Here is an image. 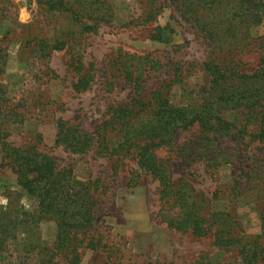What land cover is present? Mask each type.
Returning a JSON list of instances; mask_svg holds the SVG:
<instances>
[{
  "label": "rangeland",
  "instance_id": "rangeland-1",
  "mask_svg": "<svg viewBox=\"0 0 264 264\" xmlns=\"http://www.w3.org/2000/svg\"><path fill=\"white\" fill-rule=\"evenodd\" d=\"M38 1L0 0V65L4 63L0 71V125L10 116L4 141L15 147L35 145L53 158L59 169L70 167L74 184L97 181L96 225L88 234L97 246L94 251L80 250L79 264H241L235 253H219L210 236L198 239L168 229L162 218L170 215L161 211L157 182L140 174L130 158H102L94 148L85 155H75L54 144L56 120L93 133L108 119L111 107L130 102L134 91L113 67L123 56H148L162 65L158 70L146 68L142 72L143 88L146 94L162 88L171 105H181L186 91L193 92L192 97L203 91L208 80L201 65L207 49L201 37L180 21L171 1L161 0L155 21L143 23L145 0H111L114 18L110 24L99 25L94 33L76 34L74 52L64 49L45 56L33 52L34 39L48 40L53 33L60 34L65 21L49 15ZM249 37L255 46L235 60L245 73L252 74L259 63L256 49L264 37V22L250 29ZM77 62L82 73L91 69L94 78L90 88L76 95L71 86ZM177 67L188 76L164 89ZM17 114L22 117L15 118ZM253 125L245 126L244 117V143L237 160L243 165H237L235 171L234 166L221 168L217 181L206 174L202 160L188 162L184 157L198 140L196 127L178 133L172 150L156 152L172 169L174 180L188 182L206 199L212 198L216 185L225 186L230 174L234 177L244 168V196L235 204L244 244L252 243L264 231V142L251 138L257 130ZM117 137L116 133L110 135L111 145ZM220 144L222 148L235 147L230 139ZM179 155H183V163ZM224 203L213 201L212 211H222ZM10 205L33 213L37 200L21 192L10 169L0 166V207ZM37 231L42 240L54 238L50 223L39 225ZM257 244L264 249L263 239ZM56 260L64 264L60 258ZM8 262L6 254L0 256V264Z\"/></svg>",
  "mask_w": 264,
  "mask_h": 264
},
{
  "label": "trees",
  "instance_id": "trees-1",
  "mask_svg": "<svg viewBox=\"0 0 264 264\" xmlns=\"http://www.w3.org/2000/svg\"><path fill=\"white\" fill-rule=\"evenodd\" d=\"M110 1L39 0L44 10L62 18L65 26L60 34L53 33L51 39H34L33 52L45 56L64 49L74 52L76 34L94 33L99 25L113 21ZM145 1L141 21L150 23L161 11V0ZM166 1L172 2L180 21L205 43L207 56L201 72L208 80L207 87L194 97L193 92L186 91L181 105H171L162 88L148 94L143 88L142 72L146 68L158 70L162 65L148 56H123L113 67L123 83L134 91L130 102L111 107L108 119L93 133L56 120L54 144L75 155H85L94 148L102 158H130L140 174L157 182L161 211L170 215L162 218L168 229L198 239L210 236L219 253H235L241 264L264 263V249L257 244L258 239L264 240V231L252 243L244 244L236 216L235 204L244 196V168L234 177L230 174L232 177L225 186L216 185L212 198L206 199L188 182L174 180L168 163L156 156L161 149H173L178 133L196 127L198 140L184 157L188 162L202 160L206 174L217 181L221 168L234 166L235 171L237 165H243L237 160L245 126L254 124L257 130L251 138L264 142V37L257 45L259 63L252 74L245 73L235 60L255 46L249 43L252 41L249 31L264 22V0ZM77 64L76 79L71 86L76 95L90 88L94 78L91 69L82 73L81 63ZM2 68L4 63L0 71ZM187 76V72L177 67L172 71V81L163 88L182 83ZM6 117V123L0 125V166L10 169L21 192L37 200V208L28 213L11 205L0 207V256L9 257L7 264H58L57 258L64 264H79V251H94L97 246V241L88 235L96 225L97 181L76 185L70 167L59 169L55 160L38 151L35 145L15 147L4 141L11 118ZM18 117L22 115H15ZM113 133L118 137L111 145ZM225 139L234 142L235 147L222 148L220 143ZM179 156L183 163V155ZM213 201L225 202L223 210L212 211ZM48 223L54 228V238L49 242L42 240L37 231L39 225Z\"/></svg>",
  "mask_w": 264,
  "mask_h": 264
}]
</instances>
